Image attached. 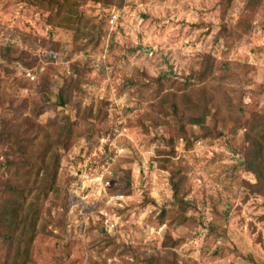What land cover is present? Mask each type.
Masks as SVG:
<instances>
[{"label": "rangeland", "instance_id": "374dc122", "mask_svg": "<svg viewBox=\"0 0 264 264\" xmlns=\"http://www.w3.org/2000/svg\"><path fill=\"white\" fill-rule=\"evenodd\" d=\"M207 107L205 135L189 119ZM256 113L264 0H0V190L49 145L60 158L31 264H264V192L243 164ZM15 145L29 167L4 169ZM12 253L0 239V264Z\"/></svg>", "mask_w": 264, "mask_h": 264}, {"label": "trees", "instance_id": "16d2710c", "mask_svg": "<svg viewBox=\"0 0 264 264\" xmlns=\"http://www.w3.org/2000/svg\"><path fill=\"white\" fill-rule=\"evenodd\" d=\"M69 0H40V4L47 2L49 6H53L59 10L61 5ZM78 2H95L108 4L111 0H77ZM80 17L79 14L76 15ZM197 79L204 81V75H197ZM191 101V100H189ZM209 102V101H208ZM196 107V106H195ZM176 108V107H175ZM177 110V108H176ZM221 112V111H220ZM211 113L210 109L203 108L202 113H198L196 117L190 118L192 126L199 127L205 131V135L212 130L206 127V120L210 117L216 119L218 113ZM246 134L245 142L248 143V151L245 153L243 164L257 177L261 186L260 191L264 192V115L255 114L250 120L245 123ZM186 131L183 130V133ZM9 133L3 130L0 133V140L10 142ZM211 134V133H210ZM188 140L186 134L183 137ZM67 146L66 142L57 144ZM51 148L48 146L41 151V157L37 159L36 165H30L34 174H27L21 177L19 181L12 182L11 180L2 183L0 190V239L3 242H8L13 246L12 262L10 264H31L33 254V244L35 239L41 233L39 229V221L43 215V203L50 195H59L61 190L58 180V169L60 166V158L57 152L51 155ZM24 150L28 147L16 148L13 147L14 155L11 160L3 165L4 169L15 168L16 170L29 167L25 165ZM51 155V159L48 156ZM38 168V170L36 169ZM174 204L177 207L179 215L187 212V207L190 203L185 201L182 195L181 181H171Z\"/></svg>", "mask_w": 264, "mask_h": 264}, {"label": "built area", "instance_id": "2783aa9c", "mask_svg": "<svg viewBox=\"0 0 264 264\" xmlns=\"http://www.w3.org/2000/svg\"><path fill=\"white\" fill-rule=\"evenodd\" d=\"M110 17H111V19H110L111 24H115V22L119 19L120 14L116 9H113ZM28 77L33 78V77H31L30 73L28 74Z\"/></svg>", "mask_w": 264, "mask_h": 264}]
</instances>
